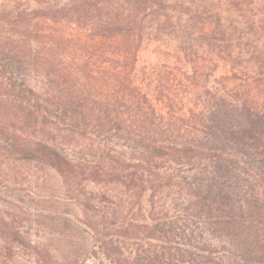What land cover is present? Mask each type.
I'll use <instances>...</instances> for the list:
<instances>
[{
  "label": "trees",
  "instance_id": "obj_1",
  "mask_svg": "<svg viewBox=\"0 0 264 264\" xmlns=\"http://www.w3.org/2000/svg\"><path fill=\"white\" fill-rule=\"evenodd\" d=\"M31 1L0 14V162L82 188L92 242L37 264H264V0ZM3 207L0 264H32Z\"/></svg>",
  "mask_w": 264,
  "mask_h": 264
},
{
  "label": "rangeland",
  "instance_id": "obj_2",
  "mask_svg": "<svg viewBox=\"0 0 264 264\" xmlns=\"http://www.w3.org/2000/svg\"><path fill=\"white\" fill-rule=\"evenodd\" d=\"M6 1L0 0V14L10 7ZM24 2L32 10V1ZM143 56L155 59L150 51ZM86 189L93 192L98 187L87 184ZM0 197L3 208L11 212L15 224L32 241V264H37L35 246L49 248L51 257L56 259L67 244L91 245L86 233L82 188L66 185L50 168L36 162H0ZM49 257L47 263L51 264Z\"/></svg>",
  "mask_w": 264,
  "mask_h": 264
}]
</instances>
